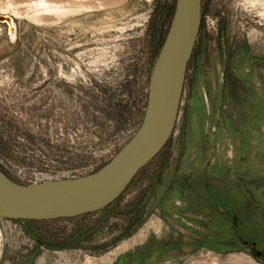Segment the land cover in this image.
I'll return each mask as SVG.
<instances>
[{"label":"rangeland","instance_id":"1","mask_svg":"<svg viewBox=\"0 0 264 264\" xmlns=\"http://www.w3.org/2000/svg\"><path fill=\"white\" fill-rule=\"evenodd\" d=\"M176 6L0 0L15 26L10 35L0 23V172L32 185L105 166L143 122ZM249 72L262 84L263 130L241 148L246 126L226 132V104L243 125L252 96L231 84L223 101L218 86L221 73ZM0 240V264H264L242 243L264 252V0H203L175 133L113 205L76 219L0 220Z\"/></svg>","mask_w":264,"mask_h":264},{"label":"water","instance_id":"2","mask_svg":"<svg viewBox=\"0 0 264 264\" xmlns=\"http://www.w3.org/2000/svg\"><path fill=\"white\" fill-rule=\"evenodd\" d=\"M203 0H177L167 41L152 71L143 122L105 166L88 176L21 185L0 172V219L45 222L97 214L113 205L171 141L202 28ZM10 28L13 19L0 16ZM257 260L264 252L242 242Z\"/></svg>","mask_w":264,"mask_h":264},{"label":"flooded vegetation","instance_id":"3","mask_svg":"<svg viewBox=\"0 0 264 264\" xmlns=\"http://www.w3.org/2000/svg\"><path fill=\"white\" fill-rule=\"evenodd\" d=\"M220 79H219V88L221 89V99L224 101L225 100V91L228 89L229 86H231V84H239V85H242V86H245V91L246 92H249L250 95L252 96L251 97V117L249 120H246V123L244 122V124L242 125L240 123V120H237L236 116L234 115V113L232 112V106H231V103L228 102V113H229V118H228V125H224V127H226V132H231V131H235L236 129L241 128V127H244V125L246 126L245 130L244 131L245 133L241 134V139H242V142L240 143L239 146H241V148H245L246 147V139H244V136H246L247 132H250V135L251 137L257 134L262 133V130H263V123H262V112H263V92H262V84L260 83V79H253V73L249 72L247 73L248 77L245 79L244 77H241L240 76H233L234 74L233 73H221L220 74ZM235 77V79H234ZM249 78V79H248ZM250 90V91H249ZM248 94V93H247ZM247 94H245V98H247ZM224 104H220L219 106L221 107V109L224 110L227 109L226 105ZM213 109H215L213 107ZM209 112L211 113V109L209 110ZM218 114H221V111H217ZM231 125L235 126V127H232ZM238 126V127H237ZM236 128V129H235ZM214 131L217 132V128L215 129L214 128ZM248 135V134H247ZM250 138V137H249ZM237 146L235 145H230L229 146V152L227 154V157L232 160L233 159V152H234V148H236ZM218 155L219 157H221V151L218 152ZM216 160L214 161H211V163L215 162Z\"/></svg>","mask_w":264,"mask_h":264},{"label":"bare ground","instance_id":"4","mask_svg":"<svg viewBox=\"0 0 264 264\" xmlns=\"http://www.w3.org/2000/svg\"><path fill=\"white\" fill-rule=\"evenodd\" d=\"M1 16H5V15H1ZM14 20L13 23L11 24L10 28L8 27L9 31H10V35L14 34ZM129 248V244L126 243L124 244L122 247L117 248V250L115 252L112 253L113 257H115L119 252L125 251ZM112 262V261H111Z\"/></svg>","mask_w":264,"mask_h":264},{"label":"built area","instance_id":"5","mask_svg":"<svg viewBox=\"0 0 264 264\" xmlns=\"http://www.w3.org/2000/svg\"><path fill=\"white\" fill-rule=\"evenodd\" d=\"M1 220V219H0ZM0 243H1V240H0ZM0 249H1V245H0Z\"/></svg>","mask_w":264,"mask_h":264}]
</instances>
